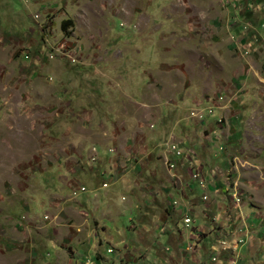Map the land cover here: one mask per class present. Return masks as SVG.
<instances>
[{"label":"rangeland","instance_id":"374dc122","mask_svg":"<svg viewBox=\"0 0 264 264\" xmlns=\"http://www.w3.org/2000/svg\"><path fill=\"white\" fill-rule=\"evenodd\" d=\"M11 1L17 13L3 21L14 54L0 61V264H50L57 248L74 264H264V230L247 228L229 196L227 222L195 238L180 230L168 217L165 189L177 184L163 162L169 139L200 137L184 129V119L198 122L187 117L198 103L223 96L241 107L233 125L264 123V0L239 9L233 0ZM59 45L76 61L48 59ZM253 142L239 141L234 156L250 162ZM229 165L242 177L252 164Z\"/></svg>","mask_w":264,"mask_h":264},{"label":"crops","instance_id":"0c3cea01","mask_svg":"<svg viewBox=\"0 0 264 264\" xmlns=\"http://www.w3.org/2000/svg\"><path fill=\"white\" fill-rule=\"evenodd\" d=\"M228 1L231 2L232 0H228ZM240 1L241 0L232 1L234 2L233 3L234 7H237V9H239V7L241 6ZM11 2H12L11 0H0V61L9 60L13 57V54H14V50L10 48V46L13 45V43H11V40H10L11 34H9L11 29L9 28L7 29L6 28L7 25L5 21H3V19L9 13L10 14L17 13L14 7H11ZM71 47H74V46H71ZM65 60H67V58H65ZM60 63L61 61H59L58 66L62 67V64L60 65ZM63 70H65V68H63ZM155 100L156 99H152L151 101L147 100V101L141 102V104L144 105V107L146 108H151L156 105ZM219 101H221V96H219ZM208 103L210 105V101ZM197 105H201V104L198 103ZM225 105L226 107L224 109L217 108L216 111H214L215 115L210 117L209 120H205L206 116L213 115V114H206L203 118V123L199 122L202 120H195L198 122L189 124L184 119L185 131L189 130L191 133H193V130L198 128L196 131H194V133L200 134V137L198 138L195 137L194 140H192L190 135L187 136V138L186 136H183V135L176 137L179 139H185L188 144L192 145L191 147H194L193 149L195 150L196 155H197L196 163L201 167L200 178L206 179V184H207V186L203 189L196 186L195 183H192L190 188H185L184 186H182L179 189L176 185V187L171 186L165 189L167 191L170 190L171 198L177 199L179 203L181 204V206L184 209H186L187 212H189L192 218L191 228H194V229H190V227L186 229L184 224L180 223L181 225L180 230L186 231L188 236L191 235V238H195L196 235H199V233L203 232L204 226H210L211 221L218 223V224L227 222L226 221V219H228L226 217L227 213L224 212L225 210V207H224L225 203L223 201L224 195L229 196L233 206L238 208L239 212H242V209H243V213H246V216L248 219L247 220L248 224L246 223L247 228L248 227L250 228V226H253V225H259L260 228L264 230V224H262L259 217L257 216L259 214L258 211H261L264 208V190H263L264 189V123L257 122V119L249 120L248 119L249 116H248L245 119V122L243 123L242 129H241L240 123L242 122V117H243L241 110H240L241 107L239 108V106H235V103L233 101L226 102ZM220 106L221 105L211 104L210 107H220ZM148 112H149V109H148ZM254 112L256 111H251V113H254ZM167 113H170V112L167 110ZM236 113L240 115L241 120L239 119L240 123H236V125H233V123L230 122V119L232 115H235ZM251 113L247 112V114H251ZM163 115H164V110L161 113V115L158 116L159 119L157 120V122L162 119ZM262 115H264L263 112H262ZM219 117H225L226 123L225 124L218 123L217 119H220ZM172 123H174L173 125H176L175 121H173ZM253 129H255V131ZM201 131H203L205 136H203ZM203 137H209V140L207 142L206 141L204 142ZM237 137H241V138L237 139ZM250 137L251 138L253 137V138L251 140H248L250 139ZM254 138L257 139V142H259V144L256 143V144H253L252 146H249L251 147L249 149L253 151L252 153L253 155L250 158H248L250 162L246 161V159L240 158L237 155L234 156L233 153L236 151V149L243 148L241 144L239 146V141L243 142V144L245 142V143H248L247 145H251L252 142L254 141ZM222 146H223V149H221ZM216 147H217V150H216ZM244 147L246 148V146ZM163 154H164L163 162L167 166L166 168L172 169L167 164V161H165L167 157L165 147L163 149ZM230 158L234 159L235 162L243 161L244 163L248 165H250L251 163L252 164L250 165L251 168H247L245 170L243 169L242 174H241L242 177H240V174L236 173L237 171L235 173L233 172L231 175L229 171ZM175 160H182V156H175ZM218 168H220V171H224V173L227 172L228 175L232 177V179L234 178H237V180L241 179L240 186H238V183L235 181L236 187H235V190H233V193H228L225 191L226 182L225 183L222 182V177H220L214 172V170ZM178 172H179V175H182V178L184 179V181L182 180V182H186L188 180L186 174L181 173V171L179 170ZM104 173H105L104 175L108 178L111 175L110 169L108 167H107V171H105ZM168 173L171 177L172 173L169 170H168ZM103 183H106V182H103ZM107 186L108 185L102 186L100 189L102 190L103 187H107ZM240 189L243 190L246 195L243 202H242L243 197L240 192ZM176 193L179 195L178 197L174 196V195H177ZM203 194L207 195L208 197L207 200L203 201L201 199V196ZM236 196H240L242 198L240 203L235 202ZM88 200L89 199L87 198H83L81 202L78 200L77 201L82 206L89 208ZM169 204L170 202H168V205H167V212L169 215L168 217L170 218L172 217L174 219L180 218L181 219L180 221L184 222L183 221L184 213L179 212V208L177 206H169ZM241 206L243 207L242 209H241ZM234 207H232V209ZM69 208L72 210V213L75 215H78V212H80L81 210L79 206L77 205L76 206L73 205L72 208L71 207ZM124 211H127V209H124ZM238 211H235V212H238ZM236 217L237 215L235 213L233 215L232 220L233 221L236 220ZM224 225L225 223L222 224V226ZM82 226H79L78 228L80 229L83 228L86 230L89 229L88 222L84 223V225ZM252 237L253 235L251 236V238ZM91 241H93V239L89 240L90 246H91ZM110 248L111 247H107V250ZM54 251H55L54 256L51 259H48V262H50V264H64L63 258H66V257L69 258L67 254L64 255L63 249L61 248L54 249ZM75 256L76 257L81 256V254L79 252H75ZM71 258L72 257H70L69 259L72 261V264H74L75 261H73V258L72 259Z\"/></svg>","mask_w":264,"mask_h":264},{"label":"built area","instance_id":"2783aa9c","mask_svg":"<svg viewBox=\"0 0 264 264\" xmlns=\"http://www.w3.org/2000/svg\"><path fill=\"white\" fill-rule=\"evenodd\" d=\"M262 26L264 27V22L262 23ZM247 27H249V24L245 23L242 28L246 29ZM76 52L77 51H68L65 45H59V49H51L47 53V58L50 59L53 58L54 56L61 55L67 58L68 60H70L71 62H75ZM222 100H223V96H221L220 107H210V106L202 107L201 105H197L195 106V108H190L189 112L187 113V117L192 121L202 120L203 123V117L205 116L206 113H213V111H216L217 108L224 109L226 107V105L224 104L225 102ZM217 122L218 123L225 122V117H220V119H217ZM165 148H166V153H168L166 154L167 157L165 161H173V169H168V170L171 171L172 173L171 177L174 179L175 181L174 183L177 184V187L179 189L182 186H184L185 188H190L192 183H195V185L201 189L207 186L206 179L200 178L201 167L196 163L197 155L195 153V150L191 146H189V144L186 142L185 139H179V138L169 139L165 143ZM109 151H112V149H109ZM175 153H182V160H175ZM178 170L181 171V173L186 174L188 179L186 182H182V175H179ZM214 172L217 175L224 174V171H220V168L215 169ZM225 175L227 179L229 178V180H231L230 182H226L225 191L228 193H233V190H235L236 187L235 181H233L232 177H230V175H228L227 172L225 173ZM106 185H107L106 183L102 184V186H106ZM79 190L82 192L85 191L86 189L85 187L81 186ZM207 198L208 197L205 194L201 196V199L203 201L207 200ZM169 202H170L169 206H177L179 208V212L185 213V220L184 222H182V224H187L188 227H191L192 218L189 212H187V210L181 206V204L177 199L171 198ZM243 242L245 241L243 240L242 237L238 239V244ZM223 248H225V246ZM108 250L111 251V248ZM212 259H215V257L213 256Z\"/></svg>","mask_w":264,"mask_h":264},{"label":"bare ground","instance_id":"6f19581e","mask_svg":"<svg viewBox=\"0 0 264 264\" xmlns=\"http://www.w3.org/2000/svg\"><path fill=\"white\" fill-rule=\"evenodd\" d=\"M206 114H214V111H213V113H206ZM206 114H205V115H206ZM203 118H204V117H203ZM175 156H182V153H175ZM167 164L169 165L170 168L173 169V162H171V161H167ZM235 201H236L237 203H240V202H241V198H240V197H236V198H235ZM184 220H185V213L183 214V221H184ZM184 226H185L186 229L189 228L187 224H184ZM108 251H109V250H108Z\"/></svg>","mask_w":264,"mask_h":264},{"label":"trees","instance_id":"16d2710c","mask_svg":"<svg viewBox=\"0 0 264 264\" xmlns=\"http://www.w3.org/2000/svg\"><path fill=\"white\" fill-rule=\"evenodd\" d=\"M70 24L69 20L62 21V28L66 29V27Z\"/></svg>","mask_w":264,"mask_h":264}]
</instances>
